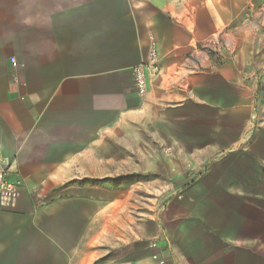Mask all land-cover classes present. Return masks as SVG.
I'll return each mask as SVG.
<instances>
[{
	"label": "crops",
	"instance_id": "0c3cea01",
	"mask_svg": "<svg viewBox=\"0 0 264 264\" xmlns=\"http://www.w3.org/2000/svg\"><path fill=\"white\" fill-rule=\"evenodd\" d=\"M262 76L264 0H0V264H262Z\"/></svg>",
	"mask_w": 264,
	"mask_h": 264
},
{
	"label": "built area",
	"instance_id": "2783aa9c",
	"mask_svg": "<svg viewBox=\"0 0 264 264\" xmlns=\"http://www.w3.org/2000/svg\"><path fill=\"white\" fill-rule=\"evenodd\" d=\"M205 49L210 54L219 55L222 42L213 41ZM160 72L159 46L152 36L147 61L134 69L135 87L139 96L144 97L147 94L149 79L158 76ZM13 167L14 161L5 160L0 154V207L2 209L12 208L23 189V181L20 178H12ZM152 247H157V244L152 243Z\"/></svg>",
	"mask_w": 264,
	"mask_h": 264
},
{
	"label": "rangeland",
	"instance_id": "374dc122",
	"mask_svg": "<svg viewBox=\"0 0 264 264\" xmlns=\"http://www.w3.org/2000/svg\"><path fill=\"white\" fill-rule=\"evenodd\" d=\"M256 80V84H261L264 77H257L255 78ZM250 80V79H249ZM255 104H256V110L257 111H253L250 114L249 112L245 111H240V115H239V119L237 121V123L233 126L231 125H227L225 124V122H230L231 120V116L230 113H226V111L224 110V131H229L231 132V129L236 132L242 133V134H247V133H255L256 131H261L263 126L262 125V119L264 117V113L262 114V110H264V96L263 94H256V99H255ZM258 108V109H257ZM255 115L254 120H252L250 115ZM248 117H249V123H248ZM262 264H264V262H261Z\"/></svg>",
	"mask_w": 264,
	"mask_h": 264
}]
</instances>
